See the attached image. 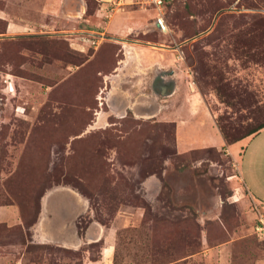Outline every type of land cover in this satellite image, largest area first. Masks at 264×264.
Instances as JSON below:
<instances>
[{
  "label": "rangeland",
  "instance_id": "1",
  "mask_svg": "<svg viewBox=\"0 0 264 264\" xmlns=\"http://www.w3.org/2000/svg\"><path fill=\"white\" fill-rule=\"evenodd\" d=\"M198 103L226 144L264 124V0H0V264L264 261L229 150L177 132Z\"/></svg>",
  "mask_w": 264,
  "mask_h": 264
},
{
  "label": "crops",
  "instance_id": "2",
  "mask_svg": "<svg viewBox=\"0 0 264 264\" xmlns=\"http://www.w3.org/2000/svg\"><path fill=\"white\" fill-rule=\"evenodd\" d=\"M170 76L173 79L176 76L175 72H171ZM175 90L173 91L172 89L169 93L170 96L168 99L171 101L179 95L178 93H174ZM185 95L183 98H185V101L188 100V102H190V97L192 100L196 97L195 92H191L190 95ZM198 105L200 111L193 114L186 121H182L177 127V132L179 133L180 130L181 136H183L182 143L185 142L184 145L188 144L189 146V144H193L191 143V139L203 137L204 141L194 144L211 146L216 149L227 148L231 153L233 163L237 165L240 178L238 175L235 176L242 180V184L237 182L239 186L237 194H247L248 197L260 203L264 208V169L262 167L264 166V127L252 136L239 139L231 144H226V141L211 124V121L206 119L204 114L205 110H203L202 105L199 103ZM184 134H187V136L184 137ZM242 165H245L243 169L240 168ZM240 171L243 174L245 173L244 177ZM257 264H264V261H260Z\"/></svg>",
  "mask_w": 264,
  "mask_h": 264
},
{
  "label": "built area",
  "instance_id": "3",
  "mask_svg": "<svg viewBox=\"0 0 264 264\" xmlns=\"http://www.w3.org/2000/svg\"><path fill=\"white\" fill-rule=\"evenodd\" d=\"M152 3L157 9H161L163 0H147ZM251 208L256 214V226L255 229L257 232L261 233L264 236V208L258 202L253 201Z\"/></svg>",
  "mask_w": 264,
  "mask_h": 264
},
{
  "label": "flooded vegetation",
  "instance_id": "4",
  "mask_svg": "<svg viewBox=\"0 0 264 264\" xmlns=\"http://www.w3.org/2000/svg\"><path fill=\"white\" fill-rule=\"evenodd\" d=\"M166 75H161L160 76V83H162V85H163V90H164V92L166 93V95L167 94H169L171 91H172V89H173V87H174V80L172 79V78H166L165 77Z\"/></svg>",
  "mask_w": 264,
  "mask_h": 264
},
{
  "label": "trees",
  "instance_id": "5",
  "mask_svg": "<svg viewBox=\"0 0 264 264\" xmlns=\"http://www.w3.org/2000/svg\"><path fill=\"white\" fill-rule=\"evenodd\" d=\"M263 127H264V124H262L259 128L253 130V131L250 132V133H253V132L259 131V130L262 129ZM220 132L222 133L224 139H226V141H227V135L224 133V131H223L222 129H220ZM256 133H257V132H256ZM239 139H241V138H239ZM237 140H238V139L231 140L230 143H234V142L237 141Z\"/></svg>",
  "mask_w": 264,
  "mask_h": 264
},
{
  "label": "water",
  "instance_id": "6",
  "mask_svg": "<svg viewBox=\"0 0 264 264\" xmlns=\"http://www.w3.org/2000/svg\"><path fill=\"white\" fill-rule=\"evenodd\" d=\"M157 25H158L161 29L164 30V28H163L164 26L162 25V22H161L160 20H158ZM174 89H175V87L173 88V91H174Z\"/></svg>",
  "mask_w": 264,
  "mask_h": 264
},
{
  "label": "bare ground",
  "instance_id": "7",
  "mask_svg": "<svg viewBox=\"0 0 264 264\" xmlns=\"http://www.w3.org/2000/svg\"><path fill=\"white\" fill-rule=\"evenodd\" d=\"M164 26V25H163ZM164 28V30H165V27H163ZM163 30V29H162Z\"/></svg>",
  "mask_w": 264,
  "mask_h": 264
}]
</instances>
